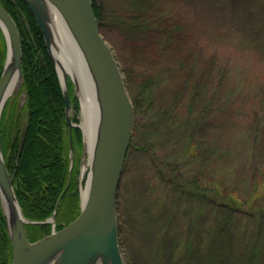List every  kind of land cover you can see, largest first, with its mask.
Wrapping results in <instances>:
<instances>
[{
	"label": "rangeland",
	"instance_id": "1",
	"mask_svg": "<svg viewBox=\"0 0 264 264\" xmlns=\"http://www.w3.org/2000/svg\"><path fill=\"white\" fill-rule=\"evenodd\" d=\"M123 1L94 0L105 11L106 39L121 67L126 66L139 81L148 75L152 80L147 89L150 102L138 117L146 128L134 136L121 179L120 243L125 264H264V219L262 227L260 222L256 225L248 214L250 204L244 208L246 215L232 217L235 224L231 227L225 225L228 222L221 220L219 208L210 202L198 212L197 196L180 194L182 177L175 180L180 172L183 176L203 172L210 179L222 181L225 194L241 195L243 199L250 198L256 183L251 204L264 207V0H145L150 14L167 11L197 27L194 38L201 50L197 61L205 64L198 75L204 79L202 82L225 75L222 89L226 97L232 82L226 77L229 69H234L232 73L239 77L242 89L232 102L227 104L219 91H215L216 96L209 91L206 98L197 100V116L200 114L203 121L192 134L189 129L187 133L183 131L190 120L189 100L186 95L174 98L172 84L177 80L173 74L178 72L174 71L172 60L163 64L152 56L146 58L131 52L135 45L140 46V41L127 27H121L125 22L123 14L132 11H123ZM221 59L229 64L225 63L219 71ZM159 107L169 113V131L157 134L150 124ZM73 116L81 122V112L74 107ZM253 134L258 141L255 154L250 140ZM192 137L206 139L204 142L212 152L211 166L204 169L195 158L183 160L186 143ZM82 150V145L73 147L72 176L76 169L74 182L80 207L88 174V170L82 171ZM237 171L239 176L235 178ZM209 191L205 192L214 197ZM72 205L69 202L67 207ZM163 232L166 237L164 234V239L159 238ZM231 233L236 242H225ZM186 238L190 239L189 247ZM224 246H230L233 252L226 255ZM253 251L260 253V257H255Z\"/></svg>",
	"mask_w": 264,
	"mask_h": 264
},
{
	"label": "trees",
	"instance_id": "2",
	"mask_svg": "<svg viewBox=\"0 0 264 264\" xmlns=\"http://www.w3.org/2000/svg\"><path fill=\"white\" fill-rule=\"evenodd\" d=\"M123 2L125 4L123 5V11L124 8L125 10L132 11H127V14H123L125 22L121 23V27H127L128 32L136 35L140 41V46L135 45L131 49V52L146 58L152 56L163 64L170 63L172 60L171 63L174 66V71L178 72L175 75L173 74L177 80V82L172 84L176 91L174 98L180 99L181 96H187L189 100L187 108L190 120L186 122V127L183 131L187 133L186 129H189L192 134L193 130L198 129L203 121V117L200 114L197 116V100L200 97L202 99L206 98L209 91L214 96H216L215 91H219V93L224 95L225 89H222V84L225 75L222 74L221 78L216 76L212 78V81L208 80L204 82H202L204 79L198 76L205 68V64L200 65L197 61V57L201 56L198 39L196 43L194 38L197 33V27L191 26L187 21L184 22L178 16H174V14L167 11H162L161 15L150 14V9L145 5V0H124ZM0 5L12 16L19 29L25 78L22 91L26 95L25 100L22 102L20 115L16 114V118L14 119L16 111L14 108L8 121H6L8 130L5 144L7 158L10 161L8 167L13 174V184L24 216L31 221H44L54 213L58 198L68 180L70 134L65 115V99L56 69L48 55L45 39L27 5L23 0H0ZM126 5L130 7L126 9ZM94 12L97 16L101 33L108 39L106 36L108 34L105 23L106 15L99 3L94 2ZM5 54L6 45L0 29V75L3 69ZM199 61H201V58H199ZM220 61L219 71H221V66H225V63L229 64L226 59H221ZM210 63L209 60L206 64L210 65ZM122 69L136 109L137 122L135 135L139 132L141 134L146 126L139 121L138 117L141 115L145 104L150 102L147 96V89L151 86L152 80L150 75H148L139 81L137 78H134V74L126 66H123ZM232 71L234 69L230 68L229 75L226 76L232 79L226 97L224 95L227 104L232 102V99L242 89L239 77L233 74ZM214 87L216 88L212 91ZM70 94L72 106L77 111L79 110V103L71 84ZM210 105L213 104L211 103ZM168 114L162 107L154 110L153 121L150 127L157 130V134H160L163 130L169 131V128H167ZM73 121L78 122L79 120L73 116ZM22 128L25 131V135L24 143L20 150L19 142ZM72 140L73 147L75 145H82V136L79 129H73ZM205 140H202V138L195 140V137H192L186 143L183 160L195 161L197 159V164L202 162L204 169L207 166H211L213 158L211 159L210 155L212 152L210 148H207L208 143H205ZM250 140L255 154L257 150L255 147L258 145L255 134L252 135V138L250 136ZM253 160L255 161V155L253 156ZM162 166L168 167L164 163ZM76 172L75 169L70 187L58 206L56 216V228L58 231L75 221L80 214V195L74 182ZM196 176H186V174L183 176L180 172L175 177V180L182 177V183L178 189L180 194L197 196L198 212H200L204 204L206 205L210 202L219 208V212L222 214L221 220L228 222L225 225L228 224L233 227L235 223H233L234 219L232 222V217L234 218L236 214L246 215L244 214L246 213L244 208L250 204L248 214L254 218L257 226L258 222L261 223L259 227L263 226L264 207L251 204L257 188L256 183L254 184L250 198L243 199L241 195L235 197L232 193L225 194L223 182L210 179L208 174L197 172ZM237 176H239V171L233 177L237 178ZM183 178L189 180L185 181ZM120 189L118 194V212L119 235L121 236ZM205 191H209L214 197H211ZM235 193L239 194L238 192ZM69 202L73 205L68 208ZM26 230L29 240L35 242L50 235L52 225H28L26 226ZM6 233L7 231L4 230L5 244H0V264H11L12 260V247L9 238L6 240ZM164 234L165 232L161 233L159 238H162ZM231 234L225 237V242L229 243V241L232 242L236 239V236L233 233ZM189 240L186 238L188 247ZM185 249L187 250V247ZM222 250L227 252L226 255L233 252L230 246H224ZM252 254L255 257H260V253L257 255L253 251Z\"/></svg>",
	"mask_w": 264,
	"mask_h": 264
},
{
	"label": "water",
	"instance_id": "3",
	"mask_svg": "<svg viewBox=\"0 0 264 264\" xmlns=\"http://www.w3.org/2000/svg\"><path fill=\"white\" fill-rule=\"evenodd\" d=\"M23 1L38 23L62 88L70 133V163L66 186L52 216L44 221H31L23 214L0 144V201L12 247L11 264H125L119 235L118 193L135 135L137 115L121 64L100 31L92 0ZM54 16L62 19L87 72L94 113L91 155L87 153L81 122L72 121L69 83L76 91L80 112L81 91L74 78L66 73L62 75L58 68L62 66L61 57L65 59V54L57 41ZM0 29L6 44L0 79L1 124L6 103L21 91L25 78L20 33L14 19L2 6ZM73 128L82 132V165L83 160H90L85 186L87 196L83 199L81 195L80 215L75 221L60 231L53 230L49 236L31 242L26 226L51 224L55 228L58 206L72 178ZM24 135L23 130L21 148Z\"/></svg>",
	"mask_w": 264,
	"mask_h": 264
},
{
	"label": "bare ground",
	"instance_id": "4",
	"mask_svg": "<svg viewBox=\"0 0 264 264\" xmlns=\"http://www.w3.org/2000/svg\"><path fill=\"white\" fill-rule=\"evenodd\" d=\"M53 22L56 30V37L59 45L61 46L64 57H61L62 66H58L60 73L68 74L72 76L75 82L79 85L81 91V103H82V121L81 127L84 132L85 142L87 145V153L91 155L94 136V113L91 105L88 89V76L81 60V56L75 47L63 21L58 16L53 17ZM64 59V60H63ZM15 84V83H14ZM13 84V87H14ZM90 161V160H89ZM89 161L85 160L83 164V172H85L89 166ZM87 189L82 193L83 199L87 196Z\"/></svg>",
	"mask_w": 264,
	"mask_h": 264
},
{
	"label": "flooded vegetation",
	"instance_id": "5",
	"mask_svg": "<svg viewBox=\"0 0 264 264\" xmlns=\"http://www.w3.org/2000/svg\"><path fill=\"white\" fill-rule=\"evenodd\" d=\"M1 77V75H0ZM19 94V93H18ZM15 95L14 99L12 100H8V102L6 103L4 109H3V113H2V119H1V125H0V143H1V147H2V151L4 153V157H5V162H6V166L10 172L9 169V165H10V161L7 158V154H6V144L5 141L7 140V124L6 121H8L10 115L12 114V110L15 108V114H14V119L16 118V114L19 116L21 113V108H22V99L24 98V94L21 92L19 95ZM6 125V127H5ZM23 131V128H22ZM21 131V134H22ZM21 140V137H20ZM21 150V149H20ZM12 180H13V174L10 172ZM4 230H6V222H5V218L2 212V208H1V201H0V244L3 245L5 244V234H4ZM7 231V230H6ZM6 240L8 239V234L6 233Z\"/></svg>",
	"mask_w": 264,
	"mask_h": 264
}]
</instances>
